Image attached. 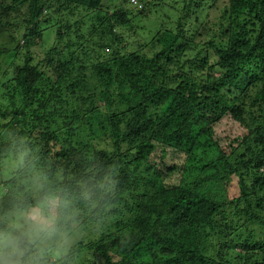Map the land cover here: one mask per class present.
<instances>
[{
	"label": "trees",
	"instance_id": "16d2710c",
	"mask_svg": "<svg viewBox=\"0 0 264 264\" xmlns=\"http://www.w3.org/2000/svg\"><path fill=\"white\" fill-rule=\"evenodd\" d=\"M220 1L0 0V190L20 141L90 194L54 264H264V0Z\"/></svg>",
	"mask_w": 264,
	"mask_h": 264
},
{
	"label": "clouds",
	"instance_id": "9594fccd",
	"mask_svg": "<svg viewBox=\"0 0 264 264\" xmlns=\"http://www.w3.org/2000/svg\"><path fill=\"white\" fill-rule=\"evenodd\" d=\"M8 152V182L0 190V264H54L77 235L79 204L90 194L74 195L22 142L10 143Z\"/></svg>",
	"mask_w": 264,
	"mask_h": 264
},
{
	"label": "rangeland",
	"instance_id": "374dc122",
	"mask_svg": "<svg viewBox=\"0 0 264 264\" xmlns=\"http://www.w3.org/2000/svg\"><path fill=\"white\" fill-rule=\"evenodd\" d=\"M145 1L148 2V3H150L149 6H148V8L150 10H151V6L150 5H152V6L156 5L157 6L156 9L158 10V12H156V14H159L160 15L159 16L158 23L154 24L157 21L156 20L154 22V20L156 18L155 17L156 14H154V11L151 10L153 12V14H152L153 15V19H152L151 22H154L153 23V27L156 26V27H154L155 28L154 33H157L159 31V29H165V27L166 28L175 29V24H171L170 23L171 21L168 24H166V25L161 24V22H162V19H163V15L165 14V11H166V8L165 7L168 6L169 7V10L170 11H173V9L171 8V5H173L172 3H174V5H175L180 0H145ZM209 5L210 4H208L207 6H209ZM223 5H224V0L220 1L219 4H218V6H217L218 8H215L214 10H219L220 7L223 6ZM156 6H154V7H156ZM147 13H149V12L147 11ZM45 15L48 16L49 13L48 12H45ZM175 15H174V17H175ZM51 22H52V20H50L49 22H46L43 25V33H42L43 34V39L41 41H39V45L36 46L33 49L34 53L36 52L41 58H43L44 55H45V53L50 50L49 48L54 47L53 43H54V41H56V33H55L56 27ZM216 23H218V22H216ZM51 24H52V26H51ZM190 26L192 28V32H198L199 34H201L202 33L201 31L203 29L204 24L199 21L198 23L193 24V25H190ZM190 26H189V28H190ZM200 38H201V36L198 35L197 36V39H200ZM4 42H5V38H1L0 37V44H2ZM9 163H10L9 160L8 161H4V166H3V170H2V172H4V173L1 175V177H2L3 180L7 179V177L5 176V173H6L7 169H8ZM106 190L108 192H111V188L110 187H107ZM234 191H235V189L230 188V192H231L232 195L234 194ZM81 229H82L81 227H78V233L73 238V240L70 242V247H69L68 250H70V248L75 244V242L78 241L79 237H81L82 234H87L86 231L81 230Z\"/></svg>",
	"mask_w": 264,
	"mask_h": 264
},
{
	"label": "built area",
	"instance_id": "2783aa9c",
	"mask_svg": "<svg viewBox=\"0 0 264 264\" xmlns=\"http://www.w3.org/2000/svg\"><path fill=\"white\" fill-rule=\"evenodd\" d=\"M134 4H138V0H131Z\"/></svg>",
	"mask_w": 264,
	"mask_h": 264
}]
</instances>
